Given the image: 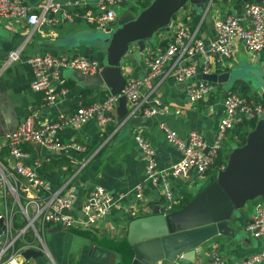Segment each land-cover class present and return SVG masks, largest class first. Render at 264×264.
Instances as JSON below:
<instances>
[{"label": "crops", "instance_id": "1", "mask_svg": "<svg viewBox=\"0 0 264 264\" xmlns=\"http://www.w3.org/2000/svg\"><path fill=\"white\" fill-rule=\"evenodd\" d=\"M46 1L22 0L25 6L37 13H40L41 5ZM56 1L61 7L56 14H52L56 22L50 25L40 24L34 28L21 19L0 18V142L4 141L6 135L16 130L32 113L36 114V122L40 125L52 121L59 112L68 114L75 112L79 104L83 102L81 90L87 87L71 78L69 76L71 71L63 72L62 78L56 84L73 80L75 87L68 89L65 93L60 92L56 103L49 104L43 92H34L31 88L34 73L27 60L29 57L43 53L45 55H84L104 62L105 53L101 49L91 48L87 51L86 47L76 49L71 46L76 39L85 38L88 33L92 32L91 27H93L83 23L75 15L77 8L73 3L76 0ZM95 1L89 0V3L93 4ZM240 1L230 0L227 4H221L215 11L210 10L207 17L194 16L191 7L188 6L179 12L175 20L189 24L192 30L197 31L199 38L208 42L215 38L216 19L231 14L243 18L245 6L242 7ZM132 5L133 3L129 2L128 8ZM171 30V32L157 34L156 42L148 44L149 49L168 41L175 30L174 23ZM22 45L20 59L3 69L10 52ZM262 58L263 52L251 53L241 40H237L233 56L223 63L213 65L212 72L237 70L246 62L254 63L262 61ZM188 62L198 69L201 67L200 58H191L187 60ZM262 65L264 66V62ZM169 69L170 66L167 68V74ZM147 73L145 52L141 59L132 53L125 66L126 77L143 78ZM186 85L179 82L172 74L153 78L152 86L155 91L151 98H159L166 112L151 118L144 117V120L137 124L128 122L122 126L117 105L114 110L116 121L107 127L91 121L80 128H68L59 133L56 137L71 147L67 153L59 150L50 152L51 161H45L40 167L36 166V161L42 160L48 152L42 147L39 149L36 145L26 147L31 153L27 164L34 167L42 178L48 180L56 189L65 186L68 182V190L73 191L77 196L76 204L70 213L78 219H85L83 205L91 191L97 186L106 188L117 200L111 215L94 227L78 226L67 229L57 225L47 226L44 230V237L47 246V254H45L48 259L43 257L26 259L23 256L28 264H53L52 262L55 264H131L134 255L132 257L123 253L121 245L127 234L130 218L150 215L158 202L161 207L165 205L161 189L145 179V162L134 138L135 133H141L156 148L158 166L161 169L170 168L181 159L182 154L176 146L166 140L160 128V122L168 123L181 137L186 139L192 131H198L208 144H212L217 137L218 124L224 114V96L234 91V87H237L234 92L239 90V93H242L243 88L247 86L243 82L234 83V81L217 84L218 91L194 104L187 97ZM226 86L230 89H226ZM87 89L92 91L88 99L91 103L102 101L110 95V91L105 88ZM246 92L254 93L249 87ZM142 93L148 95L149 87H143ZM128 107L130 110L129 103ZM234 129L229 131L230 135L232 134L234 140L239 142V137L234 135L236 134ZM230 139L231 137L228 142ZM234 140L231 142V150L236 144ZM224 147L225 142L223 149ZM207 179L205 177L199 179L198 176L191 175L187 179L173 181L178 203L183 198L181 194H190L193 191L197 193L200 190L198 184L195 186L196 180L206 181ZM138 184L145 186L144 195L147 201L136 197ZM253 213L254 211L248 208L236 213L232 225L238 233L242 234L243 228ZM29 234L24 240L21 239L18 242L17 247H25L26 241L34 242L29 248L39 249V242L30 238ZM261 247L262 242L256 238L244 236V239L237 240L218 236L205 244V251L198 256L194 264H211L215 253L220 254L228 263L246 260ZM95 248L96 251L92 252Z\"/></svg>", "mask_w": 264, "mask_h": 264}, {"label": "built area", "instance_id": "2", "mask_svg": "<svg viewBox=\"0 0 264 264\" xmlns=\"http://www.w3.org/2000/svg\"><path fill=\"white\" fill-rule=\"evenodd\" d=\"M126 1L96 0L92 4L89 0H76L73 5L77 9H86L82 14H75L83 23L107 30L117 26L118 13L114 8ZM66 4L68 5V2ZM60 7L56 0H47L41 5L40 13H37L25 6L22 0H0V18L21 19L35 28L40 24L55 23L56 18L52 14H56ZM173 23L175 30L168 39L167 47L159 44L145 51L148 73L143 78L127 77L122 94L127 96L131 109L129 116L122 119V126L133 116L151 118L167 111L162 107L159 98H151L155 91L152 86L153 78L172 74L179 82L188 83L186 94L189 101L195 104L218 91V86L194 78L198 74L212 73L213 65L231 58L237 40H241L251 53L264 51V0L261 3L246 4L243 18L231 14L216 19L215 38L208 42L199 38L197 31L192 30L189 24L179 20H174ZM32 34L33 32L29 34V38ZM22 50L23 45L10 52L3 69L19 60ZM195 57L201 59L200 69L187 63V60ZM27 60L34 73L31 88L34 92H43L49 104L56 103L60 92H67L64 88L59 90L56 84L65 69L97 74L103 68L102 62L84 55H34ZM145 86L149 87L148 95L142 93ZM120 96L121 94H110L104 100L89 105L80 103L75 112H59L52 121L40 125L36 122V114L32 113L0 142V200L3 203L0 208V264H28L22 251L33 246L34 242L25 241L26 246L23 248L17 246L30 232L34 241L39 242L38 248L47 254L44 237L47 226L57 225L67 229L78 226L91 228L111 215L117 200L102 186L94 188L87 197L82 208L84 220L72 215L70 212L76 204L77 196L68 190V182L61 188H54L34 167L27 164L31 153L26 147L40 144L48 152L42 160L36 161L37 167L42 166L45 161H51L49 154L52 151L67 153L71 145L60 141L56 136L68 128H80L91 121L103 127L115 123L114 110ZM223 108L224 114L218 124L217 137L212 144H208L198 131H192L186 139L168 123L160 122L166 140L176 146L182 154L181 159L167 169L158 166L157 150L151 142L141 133H135L134 138L145 162V179L160 188L165 199L163 213L175 210L178 204L173 181L187 179L191 173L203 179L220 157L227 133L240 123H246L252 128L260 114L264 113V101L259 100L256 103L242 93L231 91L224 96ZM144 194L145 186L138 184L136 197L147 201ZM255 202L254 213L243 228V233L259 239L262 247L250 258L233 263L226 262L220 254L215 253L211 264L264 262V200ZM18 215L23 219L21 226H17Z\"/></svg>", "mask_w": 264, "mask_h": 264}, {"label": "water", "instance_id": "3", "mask_svg": "<svg viewBox=\"0 0 264 264\" xmlns=\"http://www.w3.org/2000/svg\"><path fill=\"white\" fill-rule=\"evenodd\" d=\"M131 1L133 5L118 13L117 26L105 30L106 35L88 33L71 44L76 49L86 47L87 51L91 48L104 51L103 68L99 73L72 70L69 76L87 88H105L114 96L121 94L117 109L121 119L130 113L128 98L122 94L127 83L125 66L129 56L134 53L141 59L157 34L171 31L175 16L184 8L190 6L194 16L207 17L210 10L215 11L221 4L230 2L151 0L140 10L135 5L137 0ZM250 2L261 3L262 0H241L240 5L244 7ZM262 62L264 51L262 61L246 62L233 71L198 74L194 80L203 79L214 84L243 82L264 99ZM143 118L133 116L129 122L137 124ZM36 146L41 148L40 144ZM206 181H200V190L181 208L163 213L158 202L150 215L137 217L129 223L126 241L134 254L131 264H194L205 251V244L215 237L244 239L233 227L232 220L238 211L248 208L250 202L264 200V113L248 132L245 142L232 148L225 166L218 170L214 179L207 184ZM44 254L36 248L22 252L26 259L40 258Z\"/></svg>", "mask_w": 264, "mask_h": 264}, {"label": "trees", "instance_id": "4", "mask_svg": "<svg viewBox=\"0 0 264 264\" xmlns=\"http://www.w3.org/2000/svg\"><path fill=\"white\" fill-rule=\"evenodd\" d=\"M150 2H151V0H137L135 5L138 7L137 9H143V8L147 7L150 4ZM85 11H86V9H77V12L79 14H82ZM177 15L175 16V19H176ZM162 45H163V47H167L168 41H166ZM214 85H216V84H214ZM74 87H75V82L73 80H66L62 84L58 85L59 90L63 89V88L68 90V89H72ZM235 88L237 89V87H234V89ZM247 89H248V87H244L243 90H242L243 91L242 93H243V95L245 94V96L247 94V92H246ZM91 94H92L91 89L84 88V89L81 90V96H82V100H83L82 104L83 105H89L91 103V102L88 101V99L91 96ZM255 124H256V122L253 123V127L255 126ZM245 128H249V126L246 123H240L234 129V132L236 133L234 135H237L239 137V140H240L238 142L239 145H242L245 142V140H246L247 132L245 131ZM225 164H226V161H224V157L222 156V154H220V157L216 160V163L214 164V166L212 168H210V170H208L207 173H206V175L208 176L206 184L209 183L212 179H214V177H215L216 173L218 172V170L221 169L223 166H225ZM181 195L183 196V198L175 206V209L181 208L183 205H185L187 202H189L194 196V195H190L189 193H184V194H181ZM133 219H135V217H131L130 221H132ZM16 221H17V226L23 225V219H21L19 215L17 216ZM18 245H19V243H18ZM121 245L123 247L122 252L125 253V254H129L130 256L133 257L134 254H133L131 246L126 241V236H125L124 240L121 242Z\"/></svg>", "mask_w": 264, "mask_h": 264}, {"label": "rangeland", "instance_id": "5", "mask_svg": "<svg viewBox=\"0 0 264 264\" xmlns=\"http://www.w3.org/2000/svg\"><path fill=\"white\" fill-rule=\"evenodd\" d=\"M129 2L131 3L132 1L131 0H127L125 3H123V4H120L119 6H116L114 9H115V11L117 12V13H119V12H121V10H124L125 8H128V6H129ZM141 10V9H140ZM139 10V11H140ZM91 29H92V32H90V33H97V34H100V35H106L105 34V30L104 29H100V28H96V27H91ZM156 39H157V35L154 37V39H153V41L152 42H156ZM163 44V43H162ZM68 71H72L71 69H65L64 70V72H68ZM226 89H230V87H227L226 86ZM234 91H236L235 89H234ZM238 92H239V90H237ZM245 95V94H244ZM246 96L247 97H249L250 99H252L254 102H259V96H257V95H255V93H247L246 94ZM261 100H263L264 101V99H261ZM253 128V127H252ZM251 127L250 128H246V132H247V134H248V132L252 129ZM230 132H228L227 133V135H226V138L224 139V142H225V147H224V149H223V157H224V161H226L227 162V158H228V155H229V153L231 152V142H232V140H234V137L232 136V134L230 135ZM231 137V139L229 140V142H228V139H229V137ZM240 141V140H239ZM234 142L236 143V144H238V142H237V140L235 139L234 140ZM241 143V142H240ZM236 144H234V145H236ZM229 145H230V147H229ZM226 147H229V148H226ZM225 153H226V155H225ZM225 155V156H224ZM191 175H194V173H191ZM205 178H208V176L206 175L205 176ZM205 180H203L202 182H204ZM202 182H200V181H198V180H196L195 181V186L197 185V184H202ZM195 194V192L193 191L192 193H190V195H194ZM24 202H25V200H23ZM255 202V201H254ZM254 202H250L249 203V206H248V209L249 210H255V208H254ZM0 204H3L2 202H1V200H0ZM0 207H2V206H0ZM17 208H19V206H17ZM3 209V208H2ZM242 238H244V236H246L243 232H242ZM29 237L30 238H32V239H34V236H33V234L30 232V234H29ZM246 237H248V236H246ZM38 246L40 247V244H38ZM43 258L44 259H48V257L46 256V254L43 256Z\"/></svg>", "mask_w": 264, "mask_h": 264}]
</instances>
